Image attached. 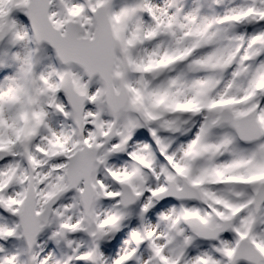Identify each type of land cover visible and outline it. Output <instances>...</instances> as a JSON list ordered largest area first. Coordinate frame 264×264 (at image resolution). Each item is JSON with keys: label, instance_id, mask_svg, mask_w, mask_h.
Wrapping results in <instances>:
<instances>
[{"label": "clouds", "instance_id": "obj_1", "mask_svg": "<svg viewBox=\"0 0 264 264\" xmlns=\"http://www.w3.org/2000/svg\"><path fill=\"white\" fill-rule=\"evenodd\" d=\"M212 3L216 5L214 0ZM151 4L163 20L177 16L178 23L187 25L189 31L182 45H177L162 28L158 38L146 39L136 48L134 55L143 57L142 68L150 66L151 71L131 73L132 84L140 91L141 86L136 81L147 80V91L156 94L144 96L148 111L156 119L148 121L142 114L135 113L141 124L136 130L146 128L151 134L150 130L159 129L164 121L180 122L183 131L167 133L166 139L168 154H174L176 160L181 161V148H186L191 140L178 143L179 138L209 115L201 105L232 91L228 85L234 79L243 83L242 78L232 76L236 67L211 66V63H223L222 59L203 66H194L195 61L206 59L217 48L242 46L243 42L225 39L211 47L202 43L203 37L194 29L204 18L216 19L204 13L207 0H160L159 3L151 0ZM195 9H199V13L189 23L184 18ZM138 16L145 26H155L150 16L147 20L143 18L144 13ZM239 27L213 24L210 31L223 32L231 28L227 33L231 37L238 34ZM174 30L180 31L176 25ZM178 47L187 53L183 60L172 59L182 54L176 51ZM166 55L172 63L165 68L158 67ZM149 56L152 59H148ZM173 80L175 84L171 83ZM42 99L48 113L43 123L31 116L26 105L22 107L19 103L5 106L0 112V161H8L0 166V196L18 201L12 205V210L0 204V229L5 233L14 232L11 236H0V264L8 261L11 264H94L90 253L97 246L102 251L105 244H112L126 229L129 230L127 237L116 254L103 253L106 264H116L124 252L130 254L125 264H204L210 259L226 264V258L216 251L218 242L206 236L221 222L215 211L227 212L216 205L213 198L215 194H223L227 185L214 182L213 176H205L204 183H194L196 174L189 172L181 176L167 159H160L159 147L154 149L147 142L133 144L131 141L123 149H116L119 137H105L91 124L81 130L72 119L64 118L50 107L46 98ZM189 101L192 102L190 109L177 108L178 104ZM255 103L264 104V95H258ZM197 107L200 111H196ZM85 139L92 140L93 147L87 149V154L96 157V171L91 182L81 185L85 188L82 194L76 188L66 187L68 181L61 179L65 172L60 166L68 163L65 147L61 145H66L79 157L85 153L86 146L82 144ZM145 145L147 148H143ZM134 151L139 153V158L129 155ZM122 155L128 159L117 162ZM169 175L173 180L168 179ZM205 191L213 195L205 196ZM169 198L178 204L157 212L153 220V211ZM146 206L148 211H144ZM22 220L27 222V229ZM133 221L137 222L135 226ZM33 227L38 230L33 232ZM257 230L264 231V226L258 225ZM133 232L139 233V242L133 238Z\"/></svg>", "mask_w": 264, "mask_h": 264}, {"label": "snow or ice", "instance_id": "obj_2", "mask_svg": "<svg viewBox=\"0 0 264 264\" xmlns=\"http://www.w3.org/2000/svg\"><path fill=\"white\" fill-rule=\"evenodd\" d=\"M214 2L222 6L225 0ZM5 5H12V9L5 8ZM138 13L150 16L155 26H145ZM198 13L199 9H195L184 19L191 23ZM20 14L30 21V31L19 21ZM213 24H264V0H242L222 18L212 21L204 18L203 23L194 29L203 37L202 43L209 47L225 39L243 42L242 46L217 48L206 59H198L194 63V66H203L222 59L223 63H211V66L223 69L236 67L232 76L242 78L243 83L234 79L228 85L232 91L201 105L209 115L204 116L187 147L181 148L183 159L177 161L174 154H168L169 142L161 135L182 132L180 122L164 121L159 129L150 130L151 136L162 156L181 176L189 172L196 174L194 183H204L205 176H213L216 178L214 182L227 185L223 194L204 192L205 196L213 195L215 204L227 210L215 211L221 222L215 224L206 236L218 242L216 251L226 258V264H264V231L257 230L258 225L264 226V104L255 103L258 95H264V59H261L264 57V30L251 36L237 34L229 37L227 33L231 28L223 32L210 31ZM174 25L179 28V33L174 30ZM162 28L177 45L184 44L188 26L178 23L177 16L163 20L157 15L151 0H134L131 6L118 11L114 9L113 0H0V43L8 40L12 45L25 42L35 45L23 57L16 54L15 59L20 63L19 74L6 92H0V112L5 106L19 103L22 107L26 105L31 116L43 123L48 116L43 97L50 107L64 118L72 119L81 130L91 124L105 137H119L116 149H123L141 126L135 113L142 114L148 121L156 119L144 102V96L156 94L147 91L148 81L144 79L136 81L141 86L137 91L130 74L151 71L150 66L142 68L140 60L143 57H137L134 52L146 39L158 38ZM45 44L54 50L64 70L37 74L35 55ZM176 51L182 54L172 59L183 60L187 53L179 47ZM172 59L166 55L158 67H167ZM72 65L81 71L68 70ZM93 82L99 84L95 91H92ZM191 107V101L177 105L180 110ZM196 111H200V107ZM82 144L86 150L79 157L73 154L72 149L61 145L65 147L68 163L60 167L65 172L61 179L68 181L66 187L76 188L83 194L85 188L81 185L91 182L96 171V157L87 154V149L93 147L91 139L83 140ZM241 145L249 147L242 148ZM129 155L133 159L139 158L135 151ZM168 179L171 181L173 177L169 175ZM16 203L18 201L5 200L0 196V204L9 210ZM144 211H148L147 206ZM22 222L27 229V222ZM37 230L32 228L33 232ZM227 233H231V238L226 237ZM5 234L11 236L14 232L5 233L0 229V236ZM132 236L139 242V233L133 232ZM153 248L159 252L155 245ZM90 257L94 264H106L99 246L90 253ZM129 259L130 254L124 252L116 264H125ZM204 264L217 262L210 259Z\"/></svg>", "mask_w": 264, "mask_h": 264}, {"label": "rangeland", "instance_id": "obj_3", "mask_svg": "<svg viewBox=\"0 0 264 264\" xmlns=\"http://www.w3.org/2000/svg\"><path fill=\"white\" fill-rule=\"evenodd\" d=\"M154 2L159 3L160 0H154ZM241 2L242 0H225V3L222 6H217V5H213L212 0H207V4L205 5V8H204V13L205 15L211 18H216V19L222 18L227 13L228 10L236 7ZM133 3H134V0H116L114 4V9L118 11L122 7L131 6ZM8 7L9 9H12V5H8ZM57 13L59 14L58 7H57ZM143 18L147 20L149 19V16L143 17ZM19 21L23 25L28 26L29 31H30V26L27 22L26 16H23L22 14H20ZM262 30H264V24H261V25L246 24V25H242L239 27L238 34H247L248 36H251ZM34 48H35L34 44H27L25 42L23 44L12 45L8 42V40L3 46H0V90H7V88H9L12 85L13 80L16 79L19 74L20 63L15 59L16 54L19 53L20 56L23 57L24 55L28 53L29 50L34 49ZM39 57L43 62L41 66L38 63ZM42 57H44L43 58L44 60L42 59ZM261 59H264V57H262ZM35 63H36L35 71L37 72L38 75L41 73H51L53 72L54 69L64 70V67H62L59 64L55 56L51 54L48 55V51L45 49V47H41L40 51L35 55ZM68 70L73 71V72L81 71L79 68H76V67H70ZM98 87H99V84L93 82L92 91H95L96 88ZM65 103H66V100H65ZM89 107H92V106H89ZM198 127L199 125H197L191 130L190 136H187L185 138L181 136L179 138L178 143H187L191 139H193L195 136V133L198 131ZM147 131L149 132V130L146 128H141L139 130H136L133 134L132 143L136 144L139 142H147L151 144L154 149H156L157 146L154 145L155 141L152 138L151 134L148 135L150 132L148 133ZM161 135L162 137H167L168 134L161 133ZM157 155L159 156L158 153ZM125 156L126 155H124V157ZM126 159H128L127 156L124 158V160ZM160 159L163 161L164 157L160 156ZM151 215H152L153 220H155L156 213L153 212ZM136 223L137 222L134 221L133 226H135ZM128 231L129 230L126 229L125 232H122L120 236L117 238V240L112 243L113 248L112 247L107 248V250H110L109 253H107L104 250H102V252L106 255L114 256L116 252L119 250V247L122 244L123 240L126 239Z\"/></svg>", "mask_w": 264, "mask_h": 264}, {"label": "flooded vegetation", "instance_id": "obj_4", "mask_svg": "<svg viewBox=\"0 0 264 264\" xmlns=\"http://www.w3.org/2000/svg\"><path fill=\"white\" fill-rule=\"evenodd\" d=\"M173 204H178V201L174 200V199H169L165 202H161L160 205L157 206V208L153 211V212H159L162 211L163 209L173 205ZM227 238H231V234H227L226 235ZM207 245H205L206 247Z\"/></svg>", "mask_w": 264, "mask_h": 264}, {"label": "water", "instance_id": "obj_5", "mask_svg": "<svg viewBox=\"0 0 264 264\" xmlns=\"http://www.w3.org/2000/svg\"><path fill=\"white\" fill-rule=\"evenodd\" d=\"M29 21V20H28ZM29 24H30V21H29ZM6 41V40H5ZM4 41V42H5ZM4 42H2V43H0V45H2ZM45 45H47V44H45ZM49 46V45H48ZM50 48H51V46H49ZM52 49V48H51ZM53 50V49H52ZM54 51V50H53ZM72 66H75V65H72ZM76 67H78V66H76ZM10 159V158H9ZM5 162H7V161H0V165H2V164H4Z\"/></svg>", "mask_w": 264, "mask_h": 264}, {"label": "trees", "instance_id": "obj_6", "mask_svg": "<svg viewBox=\"0 0 264 264\" xmlns=\"http://www.w3.org/2000/svg\"><path fill=\"white\" fill-rule=\"evenodd\" d=\"M47 51H48V54H51V55L53 54L50 50L47 49ZM42 64H43V63H41L40 66H41Z\"/></svg>", "mask_w": 264, "mask_h": 264}]
</instances>
